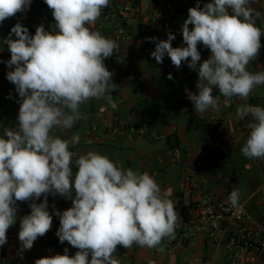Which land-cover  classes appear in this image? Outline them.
I'll list each match as a JSON object with an SVG mask.
<instances>
[{"label":"clouds","instance_id":"1","mask_svg":"<svg viewBox=\"0 0 264 264\" xmlns=\"http://www.w3.org/2000/svg\"><path fill=\"white\" fill-rule=\"evenodd\" d=\"M31 3L0 0V23L26 12ZM44 3L52 11L55 31H46L41 24L30 35L18 22L3 39L10 52L5 63L12 69L7 80L15 85L20 106L15 128L5 127L0 133V247L17 222V202H29L30 214L19 218L18 254L30 250L52 227L48 195L59 194L72 206L55 210L60 223L56 236L78 251L70 256L65 249L62 255L36 259L35 264H120L114 256L118 246L156 247L163 238L174 237L179 217L173 201L149 173L124 169L96 151L78 154L70 150L68 140L54 134L55 129H71L86 119L80 110L83 104L114 91L113 72L104 61L119 45L86 26L100 18L109 0ZM260 16L249 0H209L203 7L197 3L188 9L181 26L186 46L173 47L172 33L165 40L147 38L155 42L151 56L157 63L167 55L177 69L187 62L197 71L198 94L188 93L196 113L219 110L214 89L225 98L247 101L256 86L264 85V71L247 70L262 47L264 32L255 23ZM200 44L210 50L202 62ZM237 115L251 117L242 155L264 159V107L243 103ZM79 139L73 136L71 143ZM42 196L43 201L36 203ZM240 196L239 189L231 191L233 208L239 207Z\"/></svg>","mask_w":264,"mask_h":264},{"label":"crops","instance_id":"2","mask_svg":"<svg viewBox=\"0 0 264 264\" xmlns=\"http://www.w3.org/2000/svg\"><path fill=\"white\" fill-rule=\"evenodd\" d=\"M174 1L177 8L186 4L185 0ZM249 5L261 13L255 22L258 27L264 21V0H249ZM51 13L44 0H32L26 12L0 23V65L10 59V52L3 39L8 37L11 28L19 22L29 29L30 35H34L39 26L38 20ZM98 20L86 26L106 37L98 27ZM148 37L154 36H136L122 44V57L127 62L124 72H119L108 58L105 59L106 67L113 72L112 82L116 84L114 91L83 104L80 110L86 119L77 121L71 129H55L54 134L68 140L70 150L78 154L96 151L108 156L124 169L131 168L150 175L155 172L152 176L156 182L162 185L175 209H180L185 216L193 214L192 208L188 207V197L182 195L178 188L185 170L183 166L169 164L167 148L162 142L154 141L152 136L154 133L173 135L178 144L194 152L206 149L211 158L202 171L194 175L205 179L207 190L216 198L229 200L231 191L239 189L240 203L244 204L247 213L245 224L257 228L264 212V159H248L241 153L248 134L241 128L237 107L244 101L239 97H234L231 103L218 100V111L209 109L202 114L196 113L188 93L198 94L197 71L189 69L187 62L177 69L167 55L162 63H157L151 56L155 42H149ZM155 38L167 39L165 35ZM261 44L259 56L247 66V70L252 73L264 71V36L261 37ZM209 55L208 49L201 54V62ZM10 70L7 66L6 73L0 74V98L5 102L0 114V133L5 127L15 128L18 123L20 97L12 94L14 84L7 80V72ZM169 74L172 79H168ZM213 92L218 90L214 89ZM109 96L111 102L107 98ZM250 96L253 105L264 107V87L256 86ZM245 118L251 121L250 116ZM102 123L118 127L120 131H103L100 126ZM95 125L101 129L89 143L84 133ZM131 129H143L144 135L128 141L126 134ZM73 136H79L78 143H71ZM188 165L192 163L188 162ZM55 196L48 195V206ZM42 201L43 196L35 202ZM27 205L29 202H17V222L8 230L6 244L0 247L10 264H35V260L41 257L61 254L62 247H72L66 241L60 243L56 236L58 227L51 229L46 238L34 241L30 250L18 254L21 247L18 239L19 218L27 215ZM238 227L235 224L230 231ZM228 234L215 240L207 232L195 241L176 246L170 252L159 251L167 237L156 247L133 244L129 247V257L120 260V264H264L252 253L244 254L236 263H230L225 248Z\"/></svg>","mask_w":264,"mask_h":264},{"label":"built area","instance_id":"3","mask_svg":"<svg viewBox=\"0 0 264 264\" xmlns=\"http://www.w3.org/2000/svg\"><path fill=\"white\" fill-rule=\"evenodd\" d=\"M182 1V0H181ZM186 4L182 8H177L174 0H109L106 8L102 9V14L98 20V27L101 29L106 38L117 41L119 47L114 50V54L108 58L109 62L119 71L124 72L127 68V62L122 57V44L136 36H159L169 33L175 35L172 45L175 47L186 46L183 43L181 26L188 16V9L196 7L197 3L201 7L209 0H185ZM43 25L46 31H55V20L52 13L48 16L41 17L38 25ZM191 28L192 26L189 25ZM264 32V21L258 26ZM201 54L208 51L202 44L198 45ZM7 64L0 65V74H5ZM264 87V85H260ZM12 94L18 95L15 85L12 86ZM218 100H224L231 103L232 98H225L219 92H213ZM244 101V100H243ZM253 105L251 96L247 101ZM5 102L0 98V114L4 109ZM250 121L245 117L241 118V128L249 134L248 123ZM103 131L119 132V128L108 123L100 125ZM93 126L88 132L84 133V138L89 143L98 135L101 127ZM144 135L143 129H131L127 132L128 141H134ZM152 139L156 142H162L168 150V160L170 165L183 166L185 174L179 182V192L188 197V207L192 208L193 214L185 216L180 209L176 208L178 215L177 225L174 237H167L161 243L159 251L170 252L176 246H182L189 242L197 240L202 235L209 232L214 238H222L229 232L227 243L225 245L227 259L230 263H236L244 254H254L264 263V212L260 217L259 225L253 228L245 224L247 213L243 203L239 207L233 208L229 200L216 198L206 188L205 179L201 176H195V172H201L205 164L210 160L211 154L208 150L202 149L194 152L191 148L183 147L176 142L173 135H162L154 133ZM76 152L75 150H71ZM77 153V152H76ZM191 162L192 165H188ZM75 171V165L73 164ZM155 175V172L152 173ZM164 192L162 185L159 184ZM72 206L70 199L57 194L51 204L48 206L50 214L53 215L51 229L60 226L59 217L55 215V210L63 212ZM26 214H30L29 205L25 206ZM238 224L236 230L230 231L232 226ZM50 229V230H51ZM49 230V231H50ZM49 231L42 237H47ZM67 249L70 256L75 255L78 249L62 247L61 255ZM130 248L118 246L114 256L119 261L129 257ZM0 264H10L7 256L0 248Z\"/></svg>","mask_w":264,"mask_h":264}]
</instances>
